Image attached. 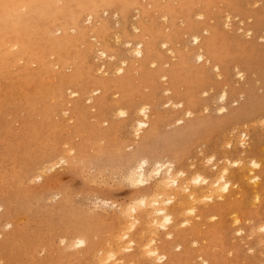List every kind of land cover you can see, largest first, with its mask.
I'll use <instances>...</instances> for the list:
<instances>
[{"label": "rangeland", "instance_id": "obj_1", "mask_svg": "<svg viewBox=\"0 0 264 264\" xmlns=\"http://www.w3.org/2000/svg\"><path fill=\"white\" fill-rule=\"evenodd\" d=\"M124 1L127 2L130 0ZM148 1L149 2H147V0H134L133 4L127 6L122 17L124 22L122 21L120 25L115 22V18L112 14V10H114L116 6L109 7L105 11H102L103 7L100 6L98 8L99 16L96 22L98 23V26L101 27V36L98 44H96L93 37H89L91 36L89 33L88 35L86 34L83 42L81 40L77 43L69 44L66 47L64 45L57 46V49L60 50L61 53H55L50 43H45L44 41V47L42 45L40 46V42L38 48L39 50H42L43 55H45L43 61L41 60L39 63H43L41 66H38L39 64L35 62H29L26 64L23 63V60L18 59V61L16 60L14 63L10 61L8 67L5 69L6 72L4 69H0V204L2 202L6 203L9 210L7 213H3L1 212L2 210H0V215H2L0 217V231L3 233H12L11 237L9 236V241L5 242L2 245L3 248L0 250V264H4L5 262V264H91L93 263L92 260H95V258L97 260V256L100 254V251L98 250L99 243H109L110 236L116 231V228H118V223H116L118 220L116 219V211L120 208L119 206L135 195L134 189H132L127 182L124 180L125 183L122 182V179L119 181V177L116 176L118 174L112 172L114 170L112 167L111 169L113 170H111L110 173V167L107 165L104 167V164L115 163V160L119 155L116 148L119 150L123 143L125 141L128 142L129 139V137L127 138L129 135L126 132V127H124L126 126V121L124 120L125 117L118 115L117 113L115 115V112L111 110L121 99L125 100L128 110L131 109V107L133 108L138 102H149L153 104H158L160 102L161 104H158L160 111L157 112L155 116L162 118V116H176V108L168 109V107L165 106V103H163L167 99H162L165 97L167 98L168 96V94L165 93L164 87H171L169 95L174 96V100H182V97L196 100V96L194 97L193 95L194 91H197L198 93L202 88L212 86V90L209 88V91L211 90V92L208 91L209 94H212L219 90L222 85L225 87H230V85L238 86L242 82L253 86L256 90L258 89V91H256L258 97L259 95H264V56L257 58L259 50L264 46V39L254 38L253 32L251 36L250 34L246 35L245 33V27L252 22V18L246 17L248 7L245 5V0L242 1L244 5L242 3L241 5L236 4V0ZM56 2L57 0H47L48 6L46 7L48 11L50 10L53 12L58 5L61 6L63 4L62 0H58L60 4L62 2L61 5ZM155 3L156 5H154ZM135 4H140L146 11L144 14L142 13L141 17L138 16V12L134 9L136 7ZM255 6L258 7V5ZM23 10L24 8L21 9L22 12ZM21 11L19 9L17 12L20 13ZM194 12H196L195 15ZM197 12H199V14ZM227 14H229V16ZM85 15L86 13L84 14L83 12L79 20H83V17L86 18ZM161 15L162 18L160 19L159 16ZM163 15L166 16V18L163 17ZM224 16L225 18H223ZM226 16L228 17L226 18ZM231 16H233V18ZM56 19L55 27L54 24L51 25L53 26L51 27L52 35L59 34V30L54 28H57V25L62 22V18L56 17ZM236 19L240 20L237 21ZM51 20L52 19L50 18H46L44 24H49V21L51 22ZM32 22H34L35 27L41 25V21L37 22L38 24L35 23L36 20H33ZM238 22L240 24H238ZM110 23H113V25L109 26ZM80 24H83L84 26L87 24L88 26L89 22L88 20H83L80 21ZM153 24L155 27L150 26ZM133 25H137L139 31L134 32ZM219 25L222 28L218 27ZM227 26L229 27L228 29ZM203 27H206V32L202 31ZM237 27L241 29H238ZM32 28L27 26L26 31L36 32V30ZM200 28L202 29L200 30ZM239 32L240 34H238ZM49 33L47 34V38ZM194 33H201L200 40L206 42V45L212 48L218 58L225 60L229 64L239 59H247L253 62V70L245 72V74H243V79L241 78L240 80V78L238 79L239 76L237 74H234L235 76L231 74L234 73L235 69L234 71L230 70L225 73L222 72L220 74L221 77L218 75V78L216 74L217 72L213 68L209 70L208 67L205 68L206 66L204 65L198 66L191 58L195 43L190 40V34L192 35ZM114 34L119 36V40ZM237 35L240 37H237ZM241 35L243 36L241 37ZM187 36H189L188 42ZM90 38L91 40H89ZM138 39L144 40L145 43H147L148 52L151 53L152 56H158L159 61L155 62V65L153 64L154 66L148 65L145 67L142 64L140 65L137 61L132 62V60L128 58L129 53H127L124 48V41L130 40L134 42ZM162 40L167 41V47H170L177 54V58L171 59V61L175 62L179 59V74L176 78H172V80L168 78L161 80L157 74V70L160 67L159 63L168 60L170 57L169 54H171L166 50V47L162 45ZM110 41L111 43H108ZM88 42L91 43L89 44ZM155 44V48L157 47V49H154L153 47ZM160 44L161 48H159ZM112 45L114 46L112 47ZM104 46L107 48V53L112 51L111 53L117 55L115 59L118 57L119 59L120 57L127 59L129 63L126 67L127 70L123 73L115 72V74L111 70L110 73L108 70L107 72H99L97 70V63L100 64L102 59L96 58L95 50L97 47ZM151 48L153 50H151ZM4 49L5 48L1 49L0 56L4 55L12 57L13 59L14 57L19 58V55L15 52V56L13 52V50L16 51V47ZM116 52L118 54H116ZM122 54L124 57L121 56ZM125 55H127V57ZM65 61H67V63ZM111 61L112 60H107V63ZM54 62H57V64H54ZM166 64H164V66L168 67ZM108 66L110 67V65ZM39 67H42V69H39ZM46 68L48 70H46ZM93 68H96L97 71ZM131 69L135 72H129ZM210 72H213V75L216 76H213V78L212 73ZM248 73L249 75L247 76ZM229 77H233V79L230 78L228 80ZM120 80H124L123 88H121V84H119ZM87 81H100L107 84L105 90H103L104 94L100 99V106L97 108L95 107L94 109L92 108L93 110L88 107L87 102H85L84 99H82V103L81 99L70 96L69 91L65 88L70 84L82 89L84 83ZM144 86L146 87L144 88ZM50 89L53 94L49 92ZM61 90L63 93H61ZM158 92L160 94H158ZM200 93L201 91L199 94ZM157 95H159L158 98L156 97ZM204 96H206V94ZM209 104V107L211 106L210 108L203 111H197L189 117L202 119V121L206 122L200 124L197 127L198 129L191 130L186 135L176 136L167 142L164 140L163 134L176 129L177 123L172 124V126H164L168 128L162 127L160 131L158 130L156 132L152 145L161 147L166 152L175 153L173 155L175 156L174 159L176 165L190 173L193 170L191 168L195 167L196 169L203 162L204 158L202 157V160L201 155H205L206 158L212 153V155H215V159L220 161L217 162L218 164H220L221 161H224V157L222 156L224 150H221L220 148L224 146L223 148H227L226 150H228L229 147H227L223 143L224 141L221 140L226 139L225 135H227V132L230 130L229 127H231L230 125L234 122L232 126V130L234 128V131H231V135L230 132L228 133V139L226 140H229L230 137L228 136H231L234 139L237 133H239L237 132L238 130H247L246 136L248 137H245L246 145L248 147L250 145V147L254 149L251 156L253 155V159H257L259 161L258 164L260 165H258L259 167L257 166V168L256 166L253 167L258 174V185L253 187L254 183L252 184V182H250V184L246 183V185L239 183L238 186L232 188L233 191H230L225 197L218 198L214 201H208L207 203H200L201 205L199 204L198 206V210L200 211L216 207L217 214L213 219L206 215L198 218L195 216L190 219L188 224H179L174 229L172 237H166L161 232V229L152 233L157 235L156 237L158 239L156 242L162 249L167 248L168 245H173L176 241L182 242L181 250L173 248L169 255V257L172 256V259L168 257V260H166L164 264H199V258L197 257L198 254H202L203 256H213L215 261L214 263L210 262L209 264H264V259L262 260L264 257V250L262 249L264 248L260 246L263 244V241L255 227L258 224L264 223V146H262L263 148L260 146L264 143V131L258 128L260 125L256 124L255 120H252V118L247 119L249 122L245 120V125H243L244 122L242 120L243 123L239 121L240 125L238 122L229 121L226 118L225 112L218 113L215 110V102H210ZM160 107H163L162 110L167 107L168 110L166 109V112L164 110L162 111ZM59 109L62 110L60 111ZM65 109H67L66 114L64 113ZM108 112L112 114L109 115ZM63 113L64 116H62ZM59 114H61V116ZM107 114L111 120H107ZM70 116L72 117V120ZM65 120L67 121L66 123ZM251 120L254 121L253 127L251 126ZM71 123L74 124L71 125ZM117 125H120V128L123 127V129H119ZM234 125L236 126L234 127ZM260 127L264 129V125H261ZM224 128H227L226 131ZM251 128L255 131L253 129L251 130ZM235 129L237 130L235 131ZM220 130L224 131L222 132L223 134ZM259 130H262L261 133ZM218 132L222 135H218ZM235 132H237L236 135ZM259 135L263 137H260ZM123 136L126 139H124ZM218 137H222L223 139L221 138L220 141L216 143V140H219L217 139ZM101 138L102 140L99 141ZM64 141L67 145L66 143H63ZM219 142L221 143L219 144ZM60 143H62L63 146H60ZM218 144L221 147L217 146ZM47 145L50 146L48 147ZM50 147L53 148L55 154L62 153L63 150L66 152L68 150L65 149L72 147L74 148V153L76 152V155L80 152L79 156L83 157L77 159V162L75 161L73 164L66 163L65 165L63 164L54 170L47 172V175L45 174L41 181L39 180L34 183L35 181L33 182V178L28 179L33 173L29 174L28 172H30L34 166L36 167V165H38L41 160V152L45 149L50 151ZM83 147L85 148L83 149ZM260 147L262 149H260ZM99 151L100 153H98ZM95 152L98 153L97 156ZM224 153H226V151ZM38 155L40 157H38ZM233 155L235 156V154ZM234 156H232V154L228 155L231 159ZM32 157L33 159H31ZM24 160H27L25 165L23 163ZM203 163L207 164L205 161ZM98 169L100 171H98ZM189 169H191V171ZM25 173H28V176ZM24 175L26 177H24ZM23 178L28 180L26 181ZM251 188L256 190H252ZM251 191H257L256 194L259 196L257 195L255 197ZM50 194L52 195L51 199L49 198ZM57 195L64 197V201L60 207L55 206L60 201L59 196ZM94 196H96V198ZM251 197L253 199L258 198V201H255L256 199H250ZM97 198H104L110 202H114L117 210L115 211V209H113L115 208L114 206H112V209L107 206L105 208V206L101 205V202H97L96 204H98V207H96L95 202L97 201ZM247 198L250 203L246 200ZM57 199H59V201ZM94 200L95 202H92ZM100 205L104 210L101 208V211ZM92 207L96 208L95 211ZM10 214L11 216H9ZM95 215L97 216L96 218ZM203 217H205V219L208 218L206 219L207 221ZM233 219H236V222H233ZM7 220H10L13 223L12 228L9 231L1 229V227L3 228V223ZM75 221L77 224H80V226L77 224L78 227L76 225L74 226V224L70 225V222L73 223ZM114 225H116V227L112 228ZM65 226L70 228L68 229L67 227L66 229L68 230H66ZM191 227L192 229L193 227H197L199 232L192 230ZM237 228L242 229L241 234H235L236 232L234 230ZM88 230L90 233L88 234L90 235L91 245H89V247L91 248V253L87 252L84 254L81 253V255H73L75 253L74 250L65 249L61 242L60 243L63 246L58 243L60 241V237L57 239L58 236L71 237L74 233L75 235L78 233H80L78 235H83V233L87 235L86 232H88ZM90 231L94 232V234ZM92 235H94V237H92L94 240L91 238ZM149 235L152 234L146 232L144 233L143 238L146 239ZM241 236L244 237L242 238ZM106 239L107 241L105 242ZM194 239L197 242L194 241ZM190 243L193 245L191 244V246H189ZM195 243L197 244L195 245ZM9 245L11 246L9 247ZM93 248L95 249L93 250ZM198 249H201V252L198 251L197 253ZM24 251L25 253L23 255ZM139 252L138 250H132L122 253L120 256L123 257L124 264H149L150 262L146 257L144 255L141 256V251ZM136 255L137 257H135ZM255 257L257 259H255ZM192 259L194 262H192ZM96 260L93 264H99ZM130 261L134 263H131Z\"/></svg>", "mask_w": 264, "mask_h": 264}, {"label": "bare ground", "instance_id": "obj_2", "mask_svg": "<svg viewBox=\"0 0 264 264\" xmlns=\"http://www.w3.org/2000/svg\"><path fill=\"white\" fill-rule=\"evenodd\" d=\"M59 1H61V0H59ZM242 1L243 0H236V4L241 5ZM62 2H63V4H62ZM62 2H61V4H62L61 5L57 0L56 3L60 4L61 6L58 5V7H56V9L52 12L50 10L48 11V9L46 7V6H48L47 0H0V51H2L1 50L2 48L9 49L11 47H16V51L13 50L14 55H15V52L17 55H19V58L14 57V59L12 57H7L4 55L0 56V69L1 70L2 69L5 70L8 67V64L10 63V61H12L14 63V61H16V60L18 61V59L23 60L24 61L23 63H26V64L29 62H32V63L35 62V63L39 64L41 62V60L43 61V58L45 56V55H43L42 50H39V48H38L40 42H41L40 46L41 45L44 46V44H43L44 41H45V43L46 42L50 43L54 52L59 53L60 50L57 49V46L64 45L66 47L69 44L77 43L78 41H81V40L83 42V39L86 37V34L88 35V33H89V34H91V36H89V37H93L96 41V44H98V41H100V36H101V27H99L98 23H96L97 18L99 16L98 15V8L100 6H102L103 7L102 11H105L109 7L116 6V8H114V10H112V14H113V17L115 18V22L118 25H120L121 22L123 21L122 17L126 11L127 6L133 4L134 0H130L127 2H125L124 0H62ZM147 2H149V1L147 0ZM244 2L246 3L245 5H247V7H248V12H247L246 17L252 18V22H250L245 27L246 35L250 34V36H251V34L253 32L254 38L264 39V13H263V11H264L263 10L264 0H245ZM256 3H259V4H256ZM143 5H144V3H143ZM154 5H156V3ZM255 5H258V7H256ZM135 6H136L134 8L135 11L138 12V16L141 17L142 13L144 14V12H146L145 9L140 4H137V5L135 4ZM22 8H24L23 12L21 11ZM19 9L21 11L20 13L17 12ZM83 12H84V14L86 13V15H85L86 18L83 17L84 18L83 20L84 21L88 20V22H89L88 26H87L88 23L85 25L87 27H85L83 24H80V21H83V20H79ZM195 13L196 12H194V15H195ZM197 13L199 14V12H197ZM227 15L229 16V14H227ZM228 16H226V18ZM233 16H231V17L233 18ZM56 17L62 18V22L59 25H57V28H54V29L59 30V34L58 35H52L51 27H53V26H51V25L54 24V27H55V23H56L55 21L57 20ZM113 17H111V18H113ZM159 17L161 19L162 15ZM163 17L166 18V16H164V15H163ZM46 18L52 19L51 22L49 21V24H44L46 21ZM223 18H225V16ZM32 19L36 20L35 23L41 21V25L35 27V24H34V22H32L33 21ZM192 19H194V18H192ZM224 20H226V19H224ZM239 20H237V21H239ZM247 20H249V19H247ZM226 22H225V24H226ZM29 23H30V25H29ZM229 24H230V21H229ZM238 24H240V23L238 22ZM111 25H113V23H110L109 26H111ZM166 25H167V23H166ZM220 25H221V23H220ZM220 25L218 27H221ZM27 26H29L30 28L33 27L32 29H35L36 32H33V31L27 32L26 31ZM150 26L155 27L154 24L150 25ZM228 26H230V25H228ZM228 26H227V29L229 28ZM156 27H157V23H156ZM201 29L202 28H200V30ZM238 29H241V28H238ZM118 30H119V28H118ZM206 30H207L206 27L205 28L203 27L202 31L206 32ZM234 30H236V29H234ZM128 31H131V30H128ZM133 31L134 32L139 31L137 25H133ZM133 31H131V32H133ZM49 32H51V33H49ZM203 32H201V33H203ZM48 33H49V35L47 38ZM201 33L200 34L194 33L192 35L190 34V36H191L190 40H192L195 43L194 51L191 53V58H192V61L197 63L198 66L204 65V66H206L205 68L208 67L209 70H211V68H213L214 70H216L217 76L218 75L220 76V74L222 72L225 73V72H228L230 70L234 71V69H235L234 73H231V74H233V75L237 74L239 76V77L238 76L237 77H238V79L240 78V80H241V78L243 79V74H245V72H247L249 70H253V68H254L252 65L253 62H251L247 59L246 60L239 59V60H236V61L232 62L231 64H229L225 60L218 58L217 54H215V52L212 50V48L208 47L206 45V42L200 40ZM55 34H57V33H55ZM238 34H240V32ZM243 35H241V37ZM115 37L117 39L119 38V36L117 34L115 35ZM187 37H188V40H187V42H188L189 36H187ZM237 37H240V36L237 35ZM141 38H142V36H141ZM89 40H91V38ZM103 40H104V38H103ZM114 40H116V39H114ZM116 41H115V43H116ZM192 41H190V42H192ZM161 42H162V45L164 47H166V50H168L171 54H169V52H168V54L170 55L169 59L167 58L168 60H164V61H161L159 63L160 67L157 70L158 71L157 74H158V77L161 78V80L167 79V78L172 80V78H174V77L176 78L179 74V69H180L178 66V60L179 59L175 62H172L171 59H176L177 54L170 47H167V44H166L167 41L162 40ZM108 43H111V41ZM123 44H124V48L126 49V52L129 53L128 58H130L132 60V62L137 61L140 65L142 64L146 67L148 65H153L155 62L159 61L158 56H152L151 53L148 52V46L144 40L138 39L134 42H132L130 40H125ZM173 45H174V43H173ZM82 46H83V44H82ZM90 46H92V45H90ZM113 46L114 45H112V47ZM155 46H156V44L153 46L154 49H157V47L155 48ZM75 47H76V45H75ZM159 48H161V44H160ZM84 50H86V49H84ZM120 50H122V49H120ZM151 50H153V49L151 48ZM215 50H217V49H215ZM3 52H5V51H3ZM107 52L108 51H107V48L105 46L104 47H97L95 50L96 58L102 59V62L100 64L97 63L98 66L96 65L97 70L99 72H107V70H108L110 73V70H111L115 74V72L123 73L125 70H127L126 69L127 64H129L127 59H124L121 57H120V59H119V57L115 59V57L117 56V55H115V53H111L112 51L110 53H107ZM11 53H12V50H11ZM76 54H78V53H76ZM91 54H92V51H91ZM116 54H118V53L116 52ZM49 55H52V54H49ZM121 56H123V54ZM125 56L127 57V55H125ZM263 56H264V46L259 50L257 58L263 57ZM107 60H112V61L107 63ZM65 62L67 63V61H65ZM68 63H70V62H68ZM42 64H39L38 66H41ZM54 64H57V62L56 63L54 62ZM164 64L168 65V67H165ZM206 64H208V65H206ZM108 65H110V67ZM48 67H49V65H48ZM40 68L42 69V67H39V69ZM62 68H64V67H62ZM67 68H68V66H67ZM46 70H48V69L46 68ZM94 70L97 71L96 68ZM134 70H136V69H134ZM3 71H2V73H3ZM5 72H6V70H5ZM39 72H40V70H39ZM129 72L134 73L135 71H132V69H131V71H129ZM210 73H212V77L216 76V75H213L214 74L213 72H210ZM249 73L247 74V76L249 75ZM251 73H253V72H251ZM103 74H101V75H103ZM135 76H137V75H135ZM219 76H218V78H219ZM230 78L233 79V77H229L228 80ZM156 79H157V75H156ZM238 82L240 83L239 80H238ZM123 83H124V80H122V81L120 80L119 84H121V88H123L122 87ZM106 86H107V84L100 82V81H87L84 83V86L82 89L74 87L70 84L67 85L65 88L69 91L70 96L77 97L78 99H81V100L84 99V101L87 102L88 107L91 109L92 108L94 109L95 107L97 108L98 106H100V104H101L100 99L102 98V96L104 94L103 90H105ZM145 87L146 86H144V88ZM211 87L209 86V87L202 88L200 90L201 91L200 94H199L200 91H198V93H197V91H194L193 95H194V97L196 96V100H193L191 98L188 99L187 97H182V100H174V96L169 95L171 92V87H164L165 93L168 94V96H167V98L165 97L162 100L167 99L163 103H165V106H167L168 109L176 108V113H175L176 116H173V117L162 116V118H160V117L155 116L156 113L160 111L158 108V104H161L160 102L158 104L157 103L153 104V103H149V102H138L137 104H135L133 106V108L131 107V109L128 110V108H127L128 106H126L125 100L121 99L117 103V105H115L111 109L115 112V115L117 113L118 115L125 117L124 120L126 121L125 122L126 126H124V127H126L125 128L126 132L129 135V136H127V138L129 137V139H128V142L125 141L123 143L122 147L119 150H118V148H116L117 149L116 151L119 153L120 156L118 155L117 159L115 160V163L104 164V167H105V165L110 167L109 173L111 172V170L114 169L112 172L114 174H118L116 176L119 177L118 178L119 181H120V179H122L121 180L122 182H124V181L127 182V184L130 187H132V189H134L135 195L133 197H131L129 200H127L124 204L119 206L120 208L117 206L119 208L118 210L115 207L114 202H110L107 199H104V198L98 199L97 198L96 202H95V200L92 201V202H95L96 207H98L97 206L98 204H96L97 202H101V205L105 206V208L107 206V207H110L112 209V206H114L115 208H113V209H115V211L117 210L116 211V213H117L116 219H118L116 222V223H118V228H116V231L111 236L109 235L110 236V241H108L109 243H107V244L104 242L99 243L98 250L100 251V254H99V256L96 255L97 260L94 257L95 260L97 261V263H99V264H117V263L124 264L123 257L120 255L122 253H125L128 251L138 250V252L141 251V256L144 255L146 257V259L150 262L149 264H164V262L166 260H168V257L170 255V253L172 252L173 248H175V249L177 248V249L181 250L182 242L176 241L173 245H168L167 248L162 249L156 242L158 238L156 237L157 235L153 234L154 231L161 229V232L166 237H172L174 229L179 224H183V225L188 224L190 219H192L195 216H197V218H198V217H202L203 215H206L209 218L212 217V219H213V217L215 218V216L217 214L216 207H211L208 209H203V211H200V210H198V206L200 203H207L208 201H214L218 198L225 197L228 193H230V191H233L232 188L238 186L239 183H242V185H244V184L246 185V183L250 184V182H252V184L254 183L253 187L258 185L257 184L258 183L257 182L258 174H257L256 170H254L255 168H253V167L256 166V168H257V166L259 165L258 164L259 161L257 159H253V155L251 156L254 149L252 147H250V145H249V147L246 145L247 143L245 141V137H248V136H246L247 130L246 131L245 130L244 131L238 130L237 132H239V133L235 132V135H236V133H237V135L235 136L234 139L231 136H228L232 139L229 138V140H226V139H228L227 138V135H229L228 133L230 132V135H231V131H234V128L232 130V126H233L234 122H233V124L231 123L232 125L229 124L231 127H229L230 130L228 129L229 131L227 130L228 131L227 135H225L226 139L221 140V141H224L223 143L227 147H229V149L226 150L227 148L224 149L223 148L224 146H222V147L219 146V144L221 142H219V144L217 145V146L221 147L220 148L221 150H224V152L226 151V153L223 152V155H222L224 157V161H221V163L218 164L217 162L219 160L217 161L214 157L215 155H212V153L211 154L209 153L210 155L207 154L208 156L206 158H205V155L204 156L201 155V159L203 157L204 158V160L202 159L203 162L205 161V163H207V164H204L201 161L202 163L196 169H195V167L191 168V169H193L192 171H191V169H189L191 171L190 173L185 171V169L179 168L176 165V162L174 159L175 156L173 155L175 153L166 152L163 148L156 147V146L152 145V141L155 139L154 137L156 135V132L158 130L160 131V129L164 126H169V125L172 126V124L177 123L176 129H174L172 131H168V132L163 134L164 135L163 138L167 142H169L171 139H173L176 136L186 135L191 130L198 129L197 127L200 124L206 123V122L202 121V119H198V118L195 119V118H189V117L197 111H201V110L203 111L207 108H210L211 107V106L209 107L210 102H212V103L215 102L216 103L215 110L218 113L225 112L226 118L229 121H235L236 123L237 122L239 123V121L242 120L244 123L242 121L241 122L243 123V125H245L246 124L245 120L252 118V120H255L256 124H259L260 126L264 125V95H261V96L259 95V97H258L256 94V91H258V89L256 90L253 86L247 85L244 82H242L238 86L230 85V87H227V86L225 87L222 85V87H220L219 90L215 91V93L209 94V92H211V90H212ZM65 88H64V91H65ZM209 88L211 89L210 91H209ZM161 89H163V88H161ZM49 92L51 94H53L51 92V89L49 90ZM61 93H63V91ZM158 94H160V93L158 92ZM205 94H206V96H204ZM82 95H84V96H82ZM116 95H117V92H116ZM158 96L159 95H157L156 97L158 98ZM157 98H155V99H157ZM31 99H33V98H31ZM51 101H54V100H51ZM66 102H68V101H66ZM81 102L83 103V100ZM163 103H162V105H163ZM66 104H64V105H66ZM167 107L163 109L165 112L168 110ZM162 108L160 107L161 110H162ZM59 110L61 111L62 109H59ZM60 111H58V112H60ZM68 112H70V111H68ZM110 112H112V111H110ZM114 112H112V113H114ZM64 113L65 114L67 113V109L64 110ZM64 113L62 116H64ZM209 113H210V111H209ZM108 114L111 115L109 112H108ZM59 115L61 116V114H59ZM109 115H108L107 120L110 119ZM114 117H116V116H114ZM66 120H67V118H66ZM66 120H65V123L67 122ZM71 120H72V117H71ZM252 120L250 121L252 123V125H251V123H250V125L253 127L254 121H252ZM63 122H64V120H63ZM104 122H106V121H104ZM242 123H241V125H242ZM73 124L74 123H71V125H73ZM101 124H102V122H101ZM239 125H240V123H239ZM235 126L236 125H234V127ZM255 126H257V125H255ZM260 126L259 127L257 126V127L264 131V129L261 128ZM118 127H119V129H121V128L123 129V127L120 128V125ZM164 128H168V127H164ZM226 129L224 128L225 131H226ZM252 129L253 128H251V130ZM61 130H63V129H61ZM236 130L237 129H235V131ZM262 130H259L260 133ZM67 131H69V130H67ZM220 131H221V133L224 132L222 130H220ZM256 132H258V131H256ZM220 134L218 132V135H220ZM257 134H259V133H257ZM260 137H263V136H260ZM123 138H124V136H123ZM221 138L218 137L217 139H219V140H216V143H218V141H220ZM124 139H126V138H124ZM100 140H102V138L99 139V141ZM225 140H226V143H225ZM63 143H66V142L64 141ZM60 144H59L60 146H63L62 143H60ZM66 145H67V143H66ZM260 146L261 147L264 146V143ZM261 147H260V149L263 148V147L262 148ZM84 148L85 147H83V149ZM49 149H50V151L45 149L41 152V155H40L41 160L39 161L38 165H36V167L34 166V168H32L33 172H32V170L30 172H28L29 174L33 173V174H31L30 177H28V179L33 178V182L35 181L34 183H36V181H39V180L41 181L47 172L52 171L55 168H57L63 164L65 165L66 163L67 164H73L77 159H80L83 157V156L82 157L79 156L80 152L78 153V155H76V152L74 153V148H72V147H70L69 149H65V150H68L66 152H64V150H63L62 153H57V151H56L57 154L54 153L55 151H53L52 147H50ZM92 151H94V150H92ZM263 151H264V149H263ZM96 152H95V154L97 156V154L100 153V151L98 153H96ZM258 152H261V151H258ZM106 153H108V152H106ZM231 154H232V156H234L233 154H235V156L232 159L229 158L230 156L228 157V155H231ZM40 156L38 155V157H40ZM31 159H33V157ZM94 159H95V157H94ZM209 162H211V163H209ZM23 163L25 165L27 163V160H24ZM111 167L113 169H111ZM180 167H182V166H180ZM189 167H191V166H189ZM98 171H100V170L98 169ZM107 172H108V170H107ZM104 173H105V171H104ZM22 174H23V171H22ZM24 177H26V176L24 175ZM23 179L26 180V178H23ZM33 182H31V183H33ZM248 186H246V187H248ZM252 190H256V189H252ZM247 191H248V189H247ZM254 192H252V193L256 197L258 195V194H256L257 191H254ZM60 195H57V196H59L60 201H59V199H57L59 201V203L57 205H55L58 207H60L64 201V197H60ZM51 196L52 195L50 194V197H49L50 199H51ZM94 197L96 198V196H94ZM252 197L250 199H253ZM255 199H253V200H255ZM246 200H248V198ZM255 201H258V198ZM249 203H250V201H249ZM53 204H55V203H53ZM202 205H204V204H202ZM52 206H54V205H52ZM102 206L100 207V209L102 208ZM110 208H108V209H110ZM93 209L95 211L96 208H93ZM102 209H101V211H102ZM0 210H2L1 212H3V213L4 212L7 213L9 211L7 204L2 202L0 204ZM14 211H15V209H14ZM12 213H13V211H12ZM113 215H115V214H113ZM1 216L2 215H0V217ZM9 216H11V214ZM4 217H5V215H4ZM96 217L97 216L95 215V218ZM237 217H236V219H237ZM98 218H99V216H98ZM203 218L205 219V217H203ZM233 218H235V217H233ZM206 219H208V218H206ZM236 219L235 220L233 219V222L234 221L236 222ZM3 224H4L3 228L1 227V229L5 230V231L6 230L9 231L12 228L13 223L10 220H7ZM68 224H69V222H68ZM71 224H74V226H75L77 223L75 221L73 223L70 222V225ZM77 225L80 226V224H77ZM254 225H255V223H254ZM67 227L68 226H65V229ZM114 227H116V225H114L112 228H114ZM255 227H256V230H257L258 234L260 235L261 240L263 241V244H264V223L258 224ZM69 228L70 227H68V229ZM68 229H66V230H68ZM191 229H192V227H191ZM111 230H113V229H111ZM192 230L199 232V229L197 227H193ZM86 231H87V229H86ZM234 231L236 232V233L234 232L235 234H237V233L241 234L242 233V229H240V228H237ZM90 232H92V231H90ZM146 232H149L152 235H149L148 238L146 237V239H145V238H143V236H144V233H146ZM86 233H87V235L84 233H83V235H78L80 233L75 235V233H74L73 236H71V237L58 236L57 239L60 237V241L58 243L61 242L64 245L65 249L74 250L75 253L73 255H77V254L81 255V253L84 254V253L90 252L91 248L89 247V245H91V244H90L89 230ZM11 234L12 233H8V232L3 233L0 231V250L3 248L2 245L5 242L9 241V236L11 237ZM92 234H94V232H92ZM67 235H69V234H67ZM164 235H163V237H164ZM243 235H245V234H243ZM92 237H94V235H92L91 238ZM107 238H108V236H107ZM106 241H107V239L105 240V242ZM194 241H196V240L194 239ZM61 243H60V245H62ZM191 244L192 243H190L189 246H191ZM196 244L197 243H195V245ZM263 244L260 245L262 248H264ZM10 246L11 245H9V247ZM63 249H61V250H63ZM94 249L95 248H93V250ZM200 250L201 249H198L197 253ZM262 250H264V249H262ZM248 251L251 252L250 250H248ZM24 253H25V251L23 252V255H24ZM0 254H1V252H0ZM139 254H140V252H139ZM68 255H70V254H68ZM88 256H90V255H88ZM135 257H137V255ZM171 257H169V258L172 259ZM197 257L199 258V264H209L210 262L214 263V261H215V258L213 256H203L202 254H198ZM140 258H142V257H140ZM255 259H257V258L255 257ZM263 259H264V257L262 258V260ZM95 260H92L93 263ZM10 262H11V260H10ZM130 262L134 263L132 261H130ZM192 262H194L193 259H192ZM0 263H1V261H0ZM93 263H91V264H93ZM195 264H197V263H195Z\"/></svg>", "mask_w": 264, "mask_h": 264}]
</instances>
